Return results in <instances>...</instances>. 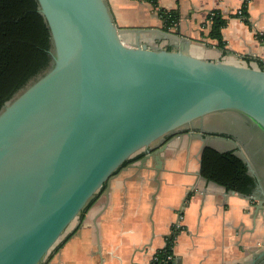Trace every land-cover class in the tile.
<instances>
[{
	"label": "water",
	"instance_id": "obj_1",
	"mask_svg": "<svg viewBox=\"0 0 264 264\" xmlns=\"http://www.w3.org/2000/svg\"><path fill=\"white\" fill-rule=\"evenodd\" d=\"M37 1L52 66L0 111V264H40L125 161L159 173L197 119L231 111L264 134V69L128 45L106 0Z\"/></svg>",
	"mask_w": 264,
	"mask_h": 264
},
{
	"label": "crops",
	"instance_id": "obj_2",
	"mask_svg": "<svg viewBox=\"0 0 264 264\" xmlns=\"http://www.w3.org/2000/svg\"><path fill=\"white\" fill-rule=\"evenodd\" d=\"M244 1L156 0L158 8L178 16L168 30L149 2L106 3L128 45L264 69V0H247L242 17L237 11ZM210 14L226 20L222 47L209 37ZM198 131L185 128L166 137L159 173L152 160L143 168L139 160L121 167L64 233L69 238L41 264H151L176 222L181 227L172 248L177 264H261L264 206L257 210V195L244 196L197 175L202 138L218 151L238 146Z\"/></svg>",
	"mask_w": 264,
	"mask_h": 264
},
{
	"label": "trees",
	"instance_id": "obj_3",
	"mask_svg": "<svg viewBox=\"0 0 264 264\" xmlns=\"http://www.w3.org/2000/svg\"><path fill=\"white\" fill-rule=\"evenodd\" d=\"M138 1H146L156 7L165 30L176 25L178 16L175 11L158 8L156 0ZM246 1L241 7L242 17ZM208 20L209 37L222 47L221 29L226 25V20L217 14H210ZM51 50L50 31L39 12L37 0H0V111L7 102L51 68ZM142 156L143 153L133 155L121 167L138 161ZM201 176L206 181L244 196L252 195L256 185L255 178L247 172L245 161L234 150L218 151L205 147L201 153ZM99 192L89 200L79 217L93 204ZM176 234L170 235L165 247L158 254L156 264H177L175 259L164 261ZM69 236L70 234L62 235L51 251L61 247Z\"/></svg>",
	"mask_w": 264,
	"mask_h": 264
},
{
	"label": "rangeland",
	"instance_id": "obj_4",
	"mask_svg": "<svg viewBox=\"0 0 264 264\" xmlns=\"http://www.w3.org/2000/svg\"><path fill=\"white\" fill-rule=\"evenodd\" d=\"M246 119L242 117L241 115L235 113V112H217L213 114L206 115L202 117L201 119H197L190 123L185 128L191 129V130H199L198 132L206 135L212 141L218 140L221 138H227L231 141L235 142L238 146V149L236 151V154L240 157H243L250 163H253L254 160L257 161V159L250 158L247 151L244 149V136L245 140L246 138H250V135L246 134L241 136V133L238 131L237 127L242 126V123H244ZM182 128V129H185ZM181 129V130H182ZM248 131V130H247ZM212 133H216L218 135H213ZM249 133V131H248ZM224 135V136H223ZM231 136V138H229ZM253 136V135H252ZM251 136V138H252ZM255 150V146H253V149ZM64 235V234H63Z\"/></svg>",
	"mask_w": 264,
	"mask_h": 264
},
{
	"label": "flooded vegetation",
	"instance_id": "obj_5",
	"mask_svg": "<svg viewBox=\"0 0 264 264\" xmlns=\"http://www.w3.org/2000/svg\"><path fill=\"white\" fill-rule=\"evenodd\" d=\"M238 131L241 133V136L243 135H250L252 134V138L250 136V138H246L245 140V136H244V149L247 151V153L249 154L250 158H252L254 160L257 159V161L254 160L253 163H250V168L252 169V173L255 180H256V185L255 188L253 190V194L257 195L258 200H261L264 202V134H262L260 132V130H258L257 127H255L254 125H252L249 121H244V123H242V126H238L237 127ZM249 133H248V131ZM174 134V133H173ZM171 134V135H173ZM169 136V135H168ZM174 136V135H173ZM207 137V136H206ZM231 138V136L229 137ZM253 146H255V150L253 149ZM207 147V146H205ZM203 151V150H202ZM201 151V153H202ZM236 152V151H234ZM138 153H143V155L145 154V152H138ZM136 153V154H138ZM240 157V156H239ZM247 172L248 168H247ZM260 185V187L258 186ZM263 210V208H262ZM261 264H264V257L261 259Z\"/></svg>",
	"mask_w": 264,
	"mask_h": 264
},
{
	"label": "built area",
	"instance_id": "obj_6",
	"mask_svg": "<svg viewBox=\"0 0 264 264\" xmlns=\"http://www.w3.org/2000/svg\"><path fill=\"white\" fill-rule=\"evenodd\" d=\"M237 14L238 15H240L241 16V9H239L238 11H237ZM263 209H264V207H263ZM179 228H181L180 227V224H179V222H176L175 224H173L172 225V229H171V234H173V233H177V231H179ZM167 243V242H166ZM174 243H175V236H174V238H173V240H172V242H171V246L169 247V250H170V252L166 255V258H165V262L166 261H169V260H174L175 258H174V255H173V252H172V248H173V246H174ZM165 247V246H164ZM162 250V249H161ZM161 250H159V251H156L153 255H152V258H151V264H156L157 263V261H158V254H159V252L161 251Z\"/></svg>",
	"mask_w": 264,
	"mask_h": 264
}]
</instances>
